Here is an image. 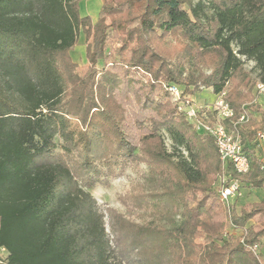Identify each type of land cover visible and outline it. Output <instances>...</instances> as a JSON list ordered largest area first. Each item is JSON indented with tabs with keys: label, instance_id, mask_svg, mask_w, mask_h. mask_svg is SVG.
I'll use <instances>...</instances> for the list:
<instances>
[{
	"label": "trees",
	"instance_id": "trees-1",
	"mask_svg": "<svg viewBox=\"0 0 264 264\" xmlns=\"http://www.w3.org/2000/svg\"><path fill=\"white\" fill-rule=\"evenodd\" d=\"M81 1L0 0L5 264H264V221L249 226L264 218V199L237 208L214 185L226 177L264 189V162L255 151L264 132L256 102L264 82V0H102L96 21L80 15ZM81 34L87 71L73 85L79 65L70 53ZM169 38L182 46L176 55L166 48ZM154 59L168 86L192 94L207 87L225 94L232 121L247 115L235 127L247 174L223 163L213 138L200 134L161 86H145V116L127 121L118 96L137 84L138 73H151ZM203 108L199 115L216 116ZM132 163L148 166L147 189L123 203L152 219L136 223L108 210L111 235L91 190Z\"/></svg>",
	"mask_w": 264,
	"mask_h": 264
},
{
	"label": "rangeland",
	"instance_id": "rangeland-1",
	"mask_svg": "<svg viewBox=\"0 0 264 264\" xmlns=\"http://www.w3.org/2000/svg\"><path fill=\"white\" fill-rule=\"evenodd\" d=\"M198 0H193V2H197ZM102 0H83L80 2V15L82 17L90 16L94 21L97 20L96 17H98L100 10H101ZM96 12L91 13V11ZM166 48L168 49H174L176 50L175 55L177 54V51L179 49H182V46H180L178 43L174 42L173 39H168ZM72 60L79 65L76 72L72 75L71 83L73 85H78L83 82L84 75L87 71V57H86V42H85V36L84 34L80 35V39L78 42V45L76 48L71 51L70 53ZM153 63V70L149 75L145 73H138L136 75V80L138 81L136 85L132 86L130 89H127V92H124V95L121 94L118 96L119 103L124 107L126 110L127 115V121L134 120L138 117H144L145 115H142L140 112V104L141 99L144 97L145 91L149 90L145 86L149 83H153L156 86H161L162 89L165 92H168L172 95L170 91H168L169 87L168 83L163 81V77L167 74V71L165 70V67H162L160 65V62L157 59H154L152 61ZM252 63L246 61L245 63V69L247 71H252ZM210 66H204V70H206L207 73H210ZM136 72V71H134ZM253 80L255 81L256 74L252 72ZM170 84V83H169ZM171 86H176L177 89L181 93L180 103L178 104V110L179 108L182 109L183 112H186L188 110L187 102L192 101L194 102V107L197 109H205L203 107H211L215 101H216V95L213 93L212 89H207L204 86L199 87L198 93L192 94L191 92L187 91L186 88L182 85L177 84H170ZM256 92V90H255ZM121 93V92H120ZM174 97V96H173ZM201 109V110H202ZM180 111L179 113H182L184 116L185 114ZM129 114V116H128ZM214 114H207V117L203 114H200L198 116V119H192L189 121L193 124V126L196 128V130L203 134L202 130L198 128L199 123H215L216 122V116ZM188 118V117H187ZM160 133L165 138V142L167 145V148L169 151H173V146L171 140L169 139V136L161 130ZM149 168L146 164L141 163H132L130 164L126 170H124L123 173L118 174L116 177L109 178L108 184H100L96 186L94 189L91 190L92 195L97 200V203L99 204V207L102 211H104V215L108 214V210H114L118 214L123 215L124 217L130 219L131 221H134L136 223H144L148 222L152 219L149 215H145L144 211L138 210L133 205L130 204L127 206L123 202L124 200L128 199L131 195L134 196L135 194L139 193L142 190H146V186L144 185L146 176L149 174ZM215 188L219 194L220 197V190H221V177L218 178L216 183L214 184ZM150 188H148V191ZM241 196H237L235 199L230 200L229 204L234 203L237 208H239L244 203H252V202H258L262 199H264V189H252L248 186L243 187L240 191ZM221 199V198H220ZM107 230L111 234V219L108 215H106L105 218ZM264 221V218L256 220V222H250V225H253L254 223H257L258 226L261 225V222ZM229 234L235 235V236H241L242 232L235 229H229ZM112 235V234H111ZM200 243V241H197ZM261 253L264 257V239H262V245H261ZM3 252L0 254V264H5V261L3 260ZM247 264H254L250 259L247 258Z\"/></svg>",
	"mask_w": 264,
	"mask_h": 264
},
{
	"label": "built area",
	"instance_id": "built-area-1",
	"mask_svg": "<svg viewBox=\"0 0 264 264\" xmlns=\"http://www.w3.org/2000/svg\"><path fill=\"white\" fill-rule=\"evenodd\" d=\"M170 92L180 101L181 93L176 86L169 87ZM258 96H264V82H259L256 86ZM225 94L216 97L215 103L209 107L210 110L216 113L215 123H199L198 128L202 130L203 134L209 135L216 142L221 160L227 163H232L235 170L239 174H247L251 170V165L248 156L243 151V143L241 135L235 130V127L239 123L246 122L248 117L246 114L241 115L237 121H232L234 118V112L225 101ZM188 110L186 115L188 119H198L199 109L194 107V102H187ZM231 120L233 129L227 126L226 122ZM258 141L260 145L264 146V132H258ZM241 183L237 180H229L224 177L221 180L220 197L221 200L227 204L230 200L235 199L237 196H241Z\"/></svg>",
	"mask_w": 264,
	"mask_h": 264
},
{
	"label": "crops",
	"instance_id": "crops-1",
	"mask_svg": "<svg viewBox=\"0 0 264 264\" xmlns=\"http://www.w3.org/2000/svg\"><path fill=\"white\" fill-rule=\"evenodd\" d=\"M99 4H100V0H99ZM94 12H96V8H95V11H94V10L91 11V13H94ZM87 16H88V15H87ZM252 66H254L253 63H252ZM256 102H257V103L263 108V110H264V96H263V97L258 96ZM255 151L257 152V154L260 156V158H261V159L263 160V162H264V146H263V145H260V144L257 143ZM2 252H3V256H4L2 261H4V260H6L8 253H7V251H6L5 249H2V247H1V248H0V254H1Z\"/></svg>",
	"mask_w": 264,
	"mask_h": 264
}]
</instances>
